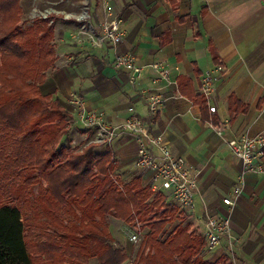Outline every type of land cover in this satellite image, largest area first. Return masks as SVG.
<instances>
[{"label":"crops","instance_id":"obj_1","mask_svg":"<svg viewBox=\"0 0 264 264\" xmlns=\"http://www.w3.org/2000/svg\"><path fill=\"white\" fill-rule=\"evenodd\" d=\"M104 1L123 21V42L117 48L83 46L69 67L47 75L43 93L71 114L72 126L77 123L69 100L72 92L111 125L125 122L132 107L149 119L152 133L162 135L175 155L200 171L197 218L189 219L198 225L197 232L202 230L198 220L231 218V237L203 258L211 263L224 258L226 264H264V160L258 170L245 174L234 207L223 202L234 196L245 169L229 141L264 131V0ZM118 54H133L144 66L138 85H130L128 74L115 69ZM153 63L167 66L176 82L164 84L167 102L156 119H150L140 91L156 76L149 67ZM219 65L225 71L213 75L214 93L207 101L201 80ZM102 146L121 166L134 168L138 145L133 136L122 134L112 146Z\"/></svg>","mask_w":264,"mask_h":264},{"label":"trees","instance_id":"obj_2","mask_svg":"<svg viewBox=\"0 0 264 264\" xmlns=\"http://www.w3.org/2000/svg\"><path fill=\"white\" fill-rule=\"evenodd\" d=\"M22 1L0 0V264H124L110 218L148 229L138 264H226L203 258L192 223L162 238L177 208L142 174L113 176L110 150L61 146L71 115L42 91L58 61L54 29L29 25Z\"/></svg>","mask_w":264,"mask_h":264},{"label":"built area","instance_id":"obj_3","mask_svg":"<svg viewBox=\"0 0 264 264\" xmlns=\"http://www.w3.org/2000/svg\"><path fill=\"white\" fill-rule=\"evenodd\" d=\"M105 7L109 8V3ZM84 18V17H83ZM123 21L121 18L108 12L105 22L100 30L94 33L84 34L83 40L78 43H86L91 40L95 48L111 46L117 48L124 40ZM85 31H87L85 29ZM85 33V32H81ZM114 67L124 70L128 74V82L136 86L143 78L144 66L138 64L133 54H118L114 61ZM149 67L156 73L151 80V86L142 87L141 94L145 100L150 119H156L167 102L162 93L164 84L175 85L171 71L162 63H153ZM179 71V67H175ZM225 68L221 65L207 72L201 80V91L207 101H210L214 93V78L216 73H222ZM71 105L76 110L77 122L82 124L83 130L92 135V143L97 145L112 146L113 142L122 134L133 136L138 145V154L134 161L137 171L148 178L152 191L155 194H163L166 200H172L192 218H197V192L199 188L200 171L189 166L187 160L175 155L170 143L162 136L155 135L151 131V121L141 117L136 110L130 108L128 119L118 126L111 125L98 111H92L87 103L78 93L69 95ZM216 107L211 106V113L216 112ZM231 151L241 160L244 171L239 178V183L234 189V196L224 198L223 202L233 208L235 201L242 194L244 187V176L249 171L258 170L264 160V131L256 136H244L240 139L231 140L228 143ZM202 226L201 233L205 237L207 250L214 251L219 248L223 241L231 237V218L222 219L208 216L205 220H198ZM129 241L138 243L140 234L130 231ZM126 264V263H124Z\"/></svg>","mask_w":264,"mask_h":264},{"label":"rangeland","instance_id":"obj_4","mask_svg":"<svg viewBox=\"0 0 264 264\" xmlns=\"http://www.w3.org/2000/svg\"><path fill=\"white\" fill-rule=\"evenodd\" d=\"M107 1L103 0H23V18L29 25L33 24L35 20L46 19L47 23L54 29V44L56 46L58 61L55 66L47 72V75H53L54 71H60L63 68H67L73 62L72 55L80 50L83 46L96 49L92 46L91 40L87 39L86 43H78L79 40H83L86 35L99 31L102 23L108 16V12L112 11V7L109 4L106 8ZM115 16V14L113 13ZM84 17V18H83ZM116 17H118L116 15ZM85 29L87 31H85ZM85 32V33H81ZM70 114V113H69ZM71 115V114H70ZM70 119V128L68 136H65L61 146L71 147L74 151H82L86 146L92 143V135L88 131L81 129L82 124L78 121L75 126ZM96 153L104 154L109 151V148H105L102 145H97ZM117 161V160H116ZM135 167L131 165L121 166L120 162L114 163L113 176L122 180V182L129 181L134 174L138 175ZM154 193V192H153ZM156 194L154 193V196ZM169 207L177 208V217L171 221L167 229L162 235V238H166L170 232L178 226H186L193 223L192 217L189 215L184 218L182 211L179 214V206L172 200H167ZM180 217V218H179ZM194 224V223H193ZM140 228V224H137ZM194 226H198L197 224ZM110 229L115 238L116 244L126 248L129 253V260L126 264H138L139 250L141 249L145 235L148 233V229L136 231L133 224H127L117 221L114 218H110ZM197 231V229H195ZM130 231H136L140 234V241L138 243H132L129 241L128 234ZM200 233V232H199ZM91 264H97L93 261Z\"/></svg>","mask_w":264,"mask_h":264}]
</instances>
